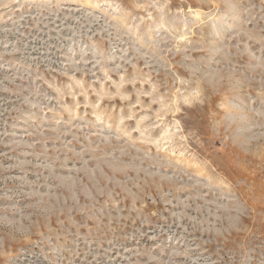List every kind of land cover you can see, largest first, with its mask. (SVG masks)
I'll list each match as a JSON object with an SVG mask.
<instances>
[{"label":"rangeland","instance_id":"1","mask_svg":"<svg viewBox=\"0 0 264 264\" xmlns=\"http://www.w3.org/2000/svg\"><path fill=\"white\" fill-rule=\"evenodd\" d=\"M0 264H264V0H0Z\"/></svg>","mask_w":264,"mask_h":264}]
</instances>
